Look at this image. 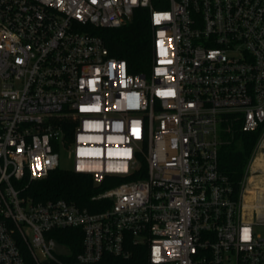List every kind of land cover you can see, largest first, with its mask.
Here are the masks:
<instances>
[{
    "label": "built area",
    "instance_id": "1",
    "mask_svg": "<svg viewBox=\"0 0 264 264\" xmlns=\"http://www.w3.org/2000/svg\"><path fill=\"white\" fill-rule=\"evenodd\" d=\"M153 1L0 0V264H93L130 245L146 264H264V0ZM137 8L147 75L92 32ZM234 124L259 130L237 190L218 167ZM61 149L95 185L122 179L90 198L108 206L27 192ZM65 228L82 232L73 262L49 235Z\"/></svg>",
    "mask_w": 264,
    "mask_h": 264
},
{
    "label": "trees",
    "instance_id": "2",
    "mask_svg": "<svg viewBox=\"0 0 264 264\" xmlns=\"http://www.w3.org/2000/svg\"><path fill=\"white\" fill-rule=\"evenodd\" d=\"M158 0H154L155 4ZM92 32L98 34L104 41L111 56L125 59L130 73H149L152 61L151 26L147 8L134 10L131 19L116 28H95ZM233 137L223 144L218 153V167L228 176L233 188L238 189V182L248 162L250 153L259 130L243 131L238 124L233 125ZM137 177L131 175L123 179ZM121 178L106 177L99 185H95L92 177L77 174L71 170L57 168L43 179L30 183L27 192L35 200L63 198L74 202L89 211L101 210L110 204L109 201L93 203L91 196L98 191L118 183ZM59 244L65 245L70 255H62L65 262H73L76 254L82 250V232L79 228L52 230ZM131 255L127 258L105 253L93 264H146V246L130 245ZM26 264H31L30 257L25 254Z\"/></svg>",
    "mask_w": 264,
    "mask_h": 264
},
{
    "label": "rangeland",
    "instance_id": "3",
    "mask_svg": "<svg viewBox=\"0 0 264 264\" xmlns=\"http://www.w3.org/2000/svg\"><path fill=\"white\" fill-rule=\"evenodd\" d=\"M59 168L64 170H71L73 166V158L70 153H68L66 150L61 149L59 150ZM259 164L256 163L254 167H258ZM256 184L258 185H264V180L262 179H256ZM256 232L260 235H264V226H258L256 228Z\"/></svg>",
    "mask_w": 264,
    "mask_h": 264
}]
</instances>
